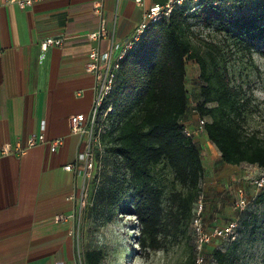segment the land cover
<instances>
[{"label":"crops","instance_id":"crops-1","mask_svg":"<svg viewBox=\"0 0 264 264\" xmlns=\"http://www.w3.org/2000/svg\"><path fill=\"white\" fill-rule=\"evenodd\" d=\"M164 1L40 0L20 8L0 0V264H78L81 180L64 166L77 161L83 140L70 117L88 115L95 95L85 64L92 48L130 35L151 3ZM101 27L107 35L90 39ZM50 37L63 42L43 50ZM32 133L45 141L28 146Z\"/></svg>","mask_w":264,"mask_h":264},{"label":"trees","instance_id":"trees-1","mask_svg":"<svg viewBox=\"0 0 264 264\" xmlns=\"http://www.w3.org/2000/svg\"><path fill=\"white\" fill-rule=\"evenodd\" d=\"M190 1L177 5L169 16L152 25L128 51L111 95L115 120L103 135L104 158L111 166L102 189L107 211L112 217L117 208L127 206L140 223L139 243L144 249L160 248L164 234L176 235L182 221L192 218V207L200 193L202 148L194 136L184 132L189 111V58L196 59L204 79L195 94V108L199 117L207 118L203 131L219 149L221 159L228 164L248 162L264 169V138L244 129L239 92L231 89L218 71L209 72L208 59L186 33L191 10L207 25L222 22L217 12L228 0H197L194 5ZM250 1L264 6V0ZM263 35L261 30L251 38ZM211 102L215 105H209ZM161 163L171 168L174 180L184 188L172 192L168 210L165 190L156 184L153 174ZM261 189L259 201L263 202L264 186ZM249 219L239 218L240 236L228 243L240 241ZM213 255L217 264H227L220 248ZM85 258L87 264H101L104 252L90 249Z\"/></svg>","mask_w":264,"mask_h":264},{"label":"rangeland","instance_id":"rangeland-1","mask_svg":"<svg viewBox=\"0 0 264 264\" xmlns=\"http://www.w3.org/2000/svg\"><path fill=\"white\" fill-rule=\"evenodd\" d=\"M190 2L196 4V0ZM217 13L227 24L215 21L207 25L191 10L186 33L208 59L209 72L218 71L228 86L239 92L244 129L264 138V35L251 38V34L264 30V6L250 0H228ZM203 83L196 59L189 58L186 79L189 111L184 123L202 148L204 172L199 191L204 197V226L210 232L214 226L232 218L250 219L243 227L240 241L228 243L213 238L206 243L200 264H217L213 252L219 248L225 253L227 264H264V201H259L262 189L255 182L264 175V169L248 162L225 163L216 145L204 131L197 129L199 113L195 94ZM104 155L105 151L97 159L96 176L91 179L86 202L76 215L75 233L82 255L90 249H101L104 252L101 264H198L191 218L182 221L176 235L164 234L160 248L144 249L139 243L140 223L127 206H120L109 216L102 189L108 182L111 166ZM153 174L156 184L165 190L164 205L168 210L172 192L184 188L164 163L157 165ZM240 192L248 201L244 211L235 206Z\"/></svg>","mask_w":264,"mask_h":264},{"label":"built area","instance_id":"built-area-1","mask_svg":"<svg viewBox=\"0 0 264 264\" xmlns=\"http://www.w3.org/2000/svg\"><path fill=\"white\" fill-rule=\"evenodd\" d=\"M6 2H15L20 8L31 6L34 2L40 0H5ZM142 5L144 0H135ZM188 0H165L164 2H153L144 11L143 19L130 34L120 41H112L109 48L102 50L94 47L89 52L88 60L85 64L86 70L94 75L95 95L92 108L88 115L75 114L70 117V128L74 133L83 136L82 146L78 153V159L74 163H67L64 168L74 170L80 178L79 184V203L75 216L79 208L85 204L88 195L90 181L98 169V158L105 151L103 135L110 130L115 120V106L111 100V95L116 87L117 77L121 69V63L126 57L128 51L132 49L136 42L140 40L143 34L162 18L171 14L177 5H181ZM197 1V0H196ZM195 8V7H194ZM99 11V9H96ZM107 35L105 27L88 33L90 39H100ZM63 38H46L41 42V48L46 50L51 45H61ZM207 118L199 117L197 129L203 131ZM187 135L194 136V132L187 126L184 130ZM44 133H32L27 145L33 146L38 142H44ZM63 142L62 139L52 140L51 145L56 147ZM104 148V149H103ZM9 147L5 146L3 152H8ZM257 187L264 186V175L255 180ZM236 208L243 211L248 206V201L243 193H239L236 199ZM204 197L199 193L192 212L191 226L195 238V247L197 251V263L204 260L202 251L206 243L213 238L223 240L224 242H233L240 236L239 217L232 218L223 225H217L207 232L203 220ZM79 248V247H78ZM78 264H87L85 256L78 250Z\"/></svg>","mask_w":264,"mask_h":264}]
</instances>
